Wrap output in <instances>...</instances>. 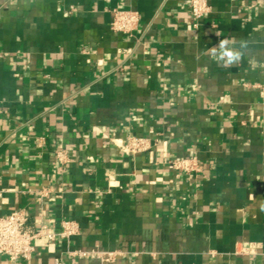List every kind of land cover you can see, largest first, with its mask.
<instances>
[{
  "label": "crops",
  "instance_id": "0c3cea01",
  "mask_svg": "<svg viewBox=\"0 0 264 264\" xmlns=\"http://www.w3.org/2000/svg\"><path fill=\"white\" fill-rule=\"evenodd\" d=\"M189 2L0 0V216L81 229L0 264H264V0H208L197 27ZM221 40L239 62L206 54ZM187 158L202 171L170 168Z\"/></svg>",
  "mask_w": 264,
  "mask_h": 264
},
{
  "label": "built area",
  "instance_id": "2783aa9c",
  "mask_svg": "<svg viewBox=\"0 0 264 264\" xmlns=\"http://www.w3.org/2000/svg\"><path fill=\"white\" fill-rule=\"evenodd\" d=\"M189 8L195 20L196 27L210 13L211 9L208 0H190ZM113 20L111 29L116 33L132 35L138 28L141 21L140 14L134 11L113 9ZM151 142L145 137H131L121 146L122 151L128 155H136L148 151ZM57 162L64 166L69 163L70 156L66 150L59 149L55 152ZM170 168L181 174L200 173L202 171L197 158H187L170 162ZM42 197H47L43 192ZM81 229L73 221H64L62 231L50 233L45 227L37 228L30 225L29 218L24 211H14L7 216H0V256H8L13 262L18 260L30 261L35 253V241L40 238H47L54 242L57 239L70 240L79 236ZM73 256L80 259L96 258L103 263L114 262L120 253H96L87 251H76Z\"/></svg>",
  "mask_w": 264,
  "mask_h": 264
},
{
  "label": "clouds",
  "instance_id": "9594fccd",
  "mask_svg": "<svg viewBox=\"0 0 264 264\" xmlns=\"http://www.w3.org/2000/svg\"><path fill=\"white\" fill-rule=\"evenodd\" d=\"M230 44L231 41L229 40H221L217 46L208 49L206 54L216 58L225 67L231 66L233 63L240 61L243 52L230 47ZM244 47H246V43L240 41V48L243 49Z\"/></svg>",
  "mask_w": 264,
  "mask_h": 264
}]
</instances>
